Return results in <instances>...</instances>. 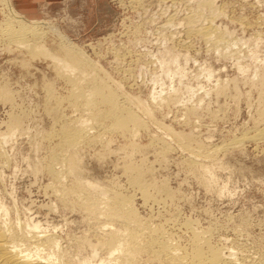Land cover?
<instances>
[{"label":"rangeland","instance_id":"obj_1","mask_svg":"<svg viewBox=\"0 0 264 264\" xmlns=\"http://www.w3.org/2000/svg\"><path fill=\"white\" fill-rule=\"evenodd\" d=\"M203 1L38 0V16L28 18L57 25L99 66L98 77L120 102L134 98L133 109L145 124L122 130L106 116L88 119L90 144H81L78 152L83 177L132 195L143 223L160 226L185 252L197 231L227 257L233 252L237 264H264V138L252 139L264 119V0H209L211 6ZM6 17L0 5V21ZM209 23L216 30L212 38L197 33ZM46 26L41 40L61 53L59 37ZM4 38L0 32V133L9 130L12 114L24 117L22 127L0 145V201L10 209L8 218L40 221L73 257L96 255L98 263H112L106 250H93L105 219L62 204L46 172L62 125L89 118L87 98L75 105L73 87L58 75L52 58L31 55ZM4 88L12 101L3 99ZM139 102L150 108V116ZM94 107L96 114L110 108L102 102ZM173 132L192 147L196 142L210 151L229 147L197 158L210 167L204 173L190 167L195 158L171 139ZM54 165L65 167L61 161ZM130 165L147 169L154 196L148 202L130 182ZM163 185L173 197L159 191ZM153 256L140 254L139 264H166Z\"/></svg>","mask_w":264,"mask_h":264},{"label":"bare ground","instance_id":"obj_2","mask_svg":"<svg viewBox=\"0 0 264 264\" xmlns=\"http://www.w3.org/2000/svg\"><path fill=\"white\" fill-rule=\"evenodd\" d=\"M202 4L211 6L209 0H204ZM0 5H2V9L7 14L6 19L0 21V32L8 44H16L19 48H24L34 56L43 55L49 59L52 58L53 61L52 59L51 61L55 62L54 67L57 68L58 75L64 76L73 87L72 102L76 105V100L79 98H87V106L85 107H87L86 110L89 112V118L81 117L78 121H73V125L69 123L62 125L59 132V142L52 149L46 172L56 182L55 185H57V191L60 193L59 199L62 204L68 207L71 206L70 208H80L92 219H105L101 221L102 226H100L103 236H97L100 239H97V244L93 245L94 252L96 253L97 249L106 250L110 261H113L109 264H139V255L143 253H152L155 259H162V261L164 260L163 263L165 262L166 264H237V261L235 262L232 258L233 252L232 255L229 252L230 255L227 257L222 248L211 245L205 234L203 235L197 231L193 234V239H191L190 250L188 252L183 251L184 249L182 250L180 246L175 245L172 239L165 235L166 233L164 232L166 231L160 226L151 227L143 223L134 207V197L132 195H126L117 189H107L101 184L89 181L83 177V170L80 166L81 158L78 152L81 144H90L91 131L88 119L94 120L100 118V116H106L113 120L115 127H120L122 130L128 129L130 123H134L135 128L143 127L145 126L144 122L133 109L135 100L125 96V101L120 102L117 93L110 89L107 82L98 77L99 66L78 49L68 35L63 33L57 25L52 23L50 25L49 21L46 22L47 19L45 21L26 18L15 8L12 0H0ZM188 19L189 24H192L190 22L191 19ZM46 25L50 32L59 37L62 44L61 53L50 49L45 41L41 40L45 36V32H42V30ZM196 31L204 35V37L216 33L211 23H209L208 27H198ZM260 76L264 103V68ZM82 83L87 84V86L83 87ZM2 91L5 101L13 100V96L7 88L2 89ZM97 102L110 106L108 112L96 114L97 110L94 105ZM138 107L141 108L143 113L151 115L150 108L148 109L144 104L140 103ZM23 123L24 117L22 115L12 114L10 116L9 130L5 133H0V145L15 135V129L21 128ZM173 133L168 134L171 135V139H175L181 148L188 150L192 157L195 158L190 167L201 170L204 173L209 172L210 167L199 164L197 158H212L219 151L229 147V145H224L210 151L206 146L198 142H196V147H192L191 142L187 140L188 138L183 137L180 133ZM262 138H264V119H259L257 132L254 137L252 136V139L260 140ZM247 139L248 137L240 138L233 142L232 145H240ZM162 145L163 152L168 153L171 147L166 141ZM57 161L63 163L64 169L55 167L56 165L54 164ZM126 171L129 173L128 177L132 186H135V190L141 193L146 202L154 197L150 192L151 184L145 180L147 172L145 167L130 165ZM64 178H69L68 184L64 181ZM152 184L151 187L153 188L154 183ZM159 191L167 197H173V192L165 185ZM9 210L0 201V264L105 263L103 259L98 263L94 259L96 255H75L74 257L69 255L67 251H64L58 234L49 233L46 229H43L40 221H12L8 218ZM115 223L120 227H112ZM87 241L83 240V243L86 244Z\"/></svg>","mask_w":264,"mask_h":264},{"label":"crops","instance_id":"obj_3","mask_svg":"<svg viewBox=\"0 0 264 264\" xmlns=\"http://www.w3.org/2000/svg\"><path fill=\"white\" fill-rule=\"evenodd\" d=\"M15 6L22 14L27 17H37L38 13L35 12V7L38 5V0H15Z\"/></svg>","mask_w":264,"mask_h":264}]
</instances>
